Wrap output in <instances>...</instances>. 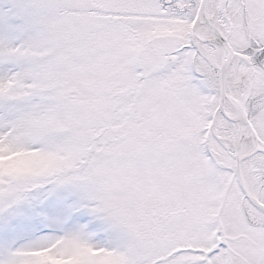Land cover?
I'll use <instances>...</instances> for the list:
<instances>
[{
    "label": "snow or ice",
    "instance_id": "snow-or-ice-1",
    "mask_svg": "<svg viewBox=\"0 0 264 264\" xmlns=\"http://www.w3.org/2000/svg\"><path fill=\"white\" fill-rule=\"evenodd\" d=\"M0 264H264V0H0Z\"/></svg>",
    "mask_w": 264,
    "mask_h": 264
}]
</instances>
